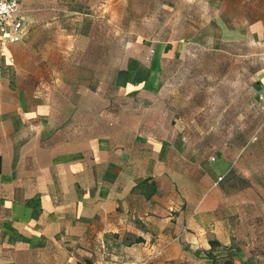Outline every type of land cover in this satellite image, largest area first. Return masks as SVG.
<instances>
[{
  "label": "rangeland",
  "instance_id": "rangeland-1",
  "mask_svg": "<svg viewBox=\"0 0 264 264\" xmlns=\"http://www.w3.org/2000/svg\"><path fill=\"white\" fill-rule=\"evenodd\" d=\"M20 3L30 33L15 63L41 112L107 107L172 143L156 170L157 232L144 234L155 247L133 264H264V0ZM143 220L112 229L145 232ZM138 238L111 235L107 261ZM9 240L1 232L0 264L48 256Z\"/></svg>",
  "mask_w": 264,
  "mask_h": 264
},
{
  "label": "crops",
  "instance_id": "crops-1",
  "mask_svg": "<svg viewBox=\"0 0 264 264\" xmlns=\"http://www.w3.org/2000/svg\"><path fill=\"white\" fill-rule=\"evenodd\" d=\"M20 15L24 38L0 52V234L48 255L17 264H114L112 259L120 263L129 256L133 264L150 258L155 246L144 234L157 232L156 197L163 188L156 170L161 164L169 169L165 153L172 143L162 144L159 131L143 120L128 124L126 116H109L107 107L100 113L77 104L65 117L57 103L54 115L41 112L46 101H39L40 110L19 64L9 60L18 58L17 48L30 33L22 6ZM136 215L151 229H112ZM121 232L143 241L122 246L107 261V239Z\"/></svg>",
  "mask_w": 264,
  "mask_h": 264
},
{
  "label": "built area",
  "instance_id": "built-area-1",
  "mask_svg": "<svg viewBox=\"0 0 264 264\" xmlns=\"http://www.w3.org/2000/svg\"><path fill=\"white\" fill-rule=\"evenodd\" d=\"M20 11V0H0V52L24 38L26 27ZM9 60L13 63L15 59L10 57ZM257 98L264 113V91L258 93Z\"/></svg>",
  "mask_w": 264,
  "mask_h": 264
},
{
  "label": "trees",
  "instance_id": "trees-1",
  "mask_svg": "<svg viewBox=\"0 0 264 264\" xmlns=\"http://www.w3.org/2000/svg\"><path fill=\"white\" fill-rule=\"evenodd\" d=\"M153 192H155V190L151 189L150 194H153ZM142 241H143V238L141 237L137 239V242H142ZM210 244L212 247H216L219 245V241L213 240V241H210ZM213 264H234V261H233V258H227L223 262H218L217 260H214Z\"/></svg>",
  "mask_w": 264,
  "mask_h": 264
}]
</instances>
